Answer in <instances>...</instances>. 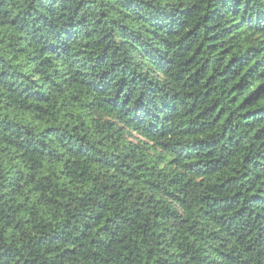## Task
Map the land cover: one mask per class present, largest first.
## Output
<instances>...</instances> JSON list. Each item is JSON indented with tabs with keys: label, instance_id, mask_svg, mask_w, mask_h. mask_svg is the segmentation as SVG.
Here are the masks:
<instances>
[{
	"label": "trees",
	"instance_id": "1",
	"mask_svg": "<svg viewBox=\"0 0 264 264\" xmlns=\"http://www.w3.org/2000/svg\"><path fill=\"white\" fill-rule=\"evenodd\" d=\"M0 264H264V0H0Z\"/></svg>",
	"mask_w": 264,
	"mask_h": 264
},
{
	"label": "clouds",
	"instance_id": "2",
	"mask_svg": "<svg viewBox=\"0 0 264 264\" xmlns=\"http://www.w3.org/2000/svg\"><path fill=\"white\" fill-rule=\"evenodd\" d=\"M9 231H11V230L9 229Z\"/></svg>",
	"mask_w": 264,
	"mask_h": 264
}]
</instances>
